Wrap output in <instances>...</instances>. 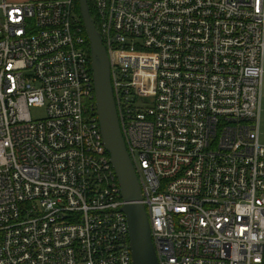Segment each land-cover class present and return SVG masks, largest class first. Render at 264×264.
Segmentation results:
<instances>
[{
    "label": "built area",
    "instance_id": "2783aa9c",
    "mask_svg": "<svg viewBox=\"0 0 264 264\" xmlns=\"http://www.w3.org/2000/svg\"><path fill=\"white\" fill-rule=\"evenodd\" d=\"M78 3L0 2V264H134ZM93 6L159 264H264V0Z\"/></svg>",
    "mask_w": 264,
    "mask_h": 264
},
{
    "label": "water",
    "instance_id": "95a60500",
    "mask_svg": "<svg viewBox=\"0 0 264 264\" xmlns=\"http://www.w3.org/2000/svg\"><path fill=\"white\" fill-rule=\"evenodd\" d=\"M80 12L90 41L96 102L106 149L120 181L123 207L128 218L134 264H159L151 235L142 187L122 133L112 83L111 64L102 34L91 13L89 0H79Z\"/></svg>",
    "mask_w": 264,
    "mask_h": 264
},
{
    "label": "rangeland",
    "instance_id": "374dc122",
    "mask_svg": "<svg viewBox=\"0 0 264 264\" xmlns=\"http://www.w3.org/2000/svg\"><path fill=\"white\" fill-rule=\"evenodd\" d=\"M2 0H0L1 2ZM7 1H10V2H25V1H29V0H7ZM0 14H1V11H0ZM33 115L37 118H40V117H43L46 115V109L45 108H34L33 111H32ZM264 123V117H263V122ZM261 142L264 143V126H263V129H262V132H261Z\"/></svg>",
    "mask_w": 264,
    "mask_h": 264
},
{
    "label": "trees",
    "instance_id": "16d2710c",
    "mask_svg": "<svg viewBox=\"0 0 264 264\" xmlns=\"http://www.w3.org/2000/svg\"><path fill=\"white\" fill-rule=\"evenodd\" d=\"M89 3H90V7H91V13H92V15H93V17H94V19H95V22L98 24V20H97V18L95 17V12H94V6H93V0H89ZM77 10H78V13H79V15H80V18H81V21H82V23H83V20H82V17H81V12H80V4L78 3V5H77ZM83 27H84V25H83ZM85 28V27H84ZM86 30V29H85ZM87 34V33H86ZM88 44H89V47H90V41L88 40Z\"/></svg>",
    "mask_w": 264,
    "mask_h": 264
},
{
    "label": "crops",
    "instance_id": "0c3cea01",
    "mask_svg": "<svg viewBox=\"0 0 264 264\" xmlns=\"http://www.w3.org/2000/svg\"><path fill=\"white\" fill-rule=\"evenodd\" d=\"M16 3H20V2H16ZM263 117H264V86H263V94H262V111H261V124H260V138H261V132H262V129H263V126H264V123H262L263 122Z\"/></svg>",
    "mask_w": 264,
    "mask_h": 264
}]
</instances>
